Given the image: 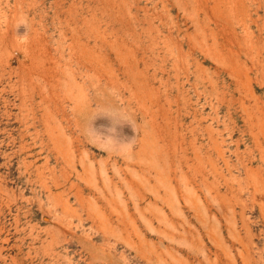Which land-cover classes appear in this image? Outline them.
Returning a JSON list of instances; mask_svg holds the SVG:
<instances>
[{"label": "rangeland", "instance_id": "1", "mask_svg": "<svg viewBox=\"0 0 264 264\" xmlns=\"http://www.w3.org/2000/svg\"><path fill=\"white\" fill-rule=\"evenodd\" d=\"M262 208L264 0H0V264H264Z\"/></svg>", "mask_w": 264, "mask_h": 264}, {"label": "bare ground", "instance_id": "2", "mask_svg": "<svg viewBox=\"0 0 264 264\" xmlns=\"http://www.w3.org/2000/svg\"><path fill=\"white\" fill-rule=\"evenodd\" d=\"M262 148V147H261ZM260 159H262L261 157H260ZM250 169V168H249ZM248 169V170H249ZM247 171V170H246ZM259 173V172H258ZM257 175V174H256ZM262 183V182H261ZM254 189V188H253ZM254 194V193H253ZM262 206V205H261ZM196 208V207H195ZM232 208V207H231ZM262 210H263V208H262ZM264 211V210H263ZM259 212H260V210H259ZM260 214H262L261 212H260ZM263 220V219H262ZM264 221V220H263ZM194 243H195V241H194ZM193 250V249H192ZM249 258V257H248ZM221 259V258H220ZM186 261V260H185ZM220 261V260H219ZM221 262H222V260H221ZM186 263V262H185ZM223 264V263H222Z\"/></svg>", "mask_w": 264, "mask_h": 264}]
</instances>
